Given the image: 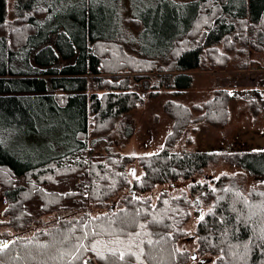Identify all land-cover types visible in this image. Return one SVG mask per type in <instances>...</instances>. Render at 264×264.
<instances>
[{
    "label": "trees",
    "instance_id": "16d2710c",
    "mask_svg": "<svg viewBox=\"0 0 264 264\" xmlns=\"http://www.w3.org/2000/svg\"><path fill=\"white\" fill-rule=\"evenodd\" d=\"M81 1L80 20L54 23L51 0H0V131L10 121L27 131V122L50 114L79 122L73 146L46 160L19 162L0 152L7 202L0 239H10L0 261L191 264L178 245L193 219L188 238L196 239V254L215 258L214 264H264V190L249 187L256 177L246 174L264 173L256 167L264 151L171 152L194 121L191 109L168 101L172 130L160 151L132 157L107 147L96 153L113 126L139 107V89L185 90L192 82L187 71L224 70L232 58L264 52V0H166L169 11L145 19L154 43L139 49L113 18L93 17L91 0ZM124 23L139 29L138 20ZM52 34L57 39L48 44ZM234 99L235 92L217 91L198 108L204 111L199 120L223 128ZM136 161L140 176L127 172ZM218 163L237 171L196 181ZM15 179L23 182L10 184ZM176 189L182 191L173 196Z\"/></svg>",
    "mask_w": 264,
    "mask_h": 264
},
{
    "label": "rangeland",
    "instance_id": "374dc122",
    "mask_svg": "<svg viewBox=\"0 0 264 264\" xmlns=\"http://www.w3.org/2000/svg\"><path fill=\"white\" fill-rule=\"evenodd\" d=\"M91 3L89 11L91 14L93 11V17L103 15L113 18L115 29L120 27L122 28L121 33L124 32L126 36H131L132 44L136 49L137 46L139 49L140 45L154 43V38L150 36L152 31L145 24V19L149 14L155 12V17L169 11V7L165 6L168 3L166 0H91ZM51 4L53 5L54 23L61 22L63 17L80 20L81 0H51ZM109 10L112 13L108 14ZM125 19L138 20L139 29L135 24L134 26L125 24ZM97 24L96 27L100 28V22ZM103 27L107 29V24L101 26L102 29ZM151 27L154 28L152 25ZM156 27L157 29L162 28L161 21L157 23ZM72 28L74 29L73 24ZM72 28L69 27L74 32ZM145 32L148 34L147 36L144 34ZM56 39L57 36L52 34L47 43H54ZM219 49L223 50L222 47ZM114 50L110 51L112 53L119 52ZM244 65H247L246 71H240ZM191 74L193 76L192 85L184 91L180 100L168 90L161 89L156 94L149 90L137 89L138 93L143 95V101L139 107L122 118L121 122L113 126L114 128L106 137V144H100L96 153H107L105 149L107 147L113 154L132 157L147 156L160 151L172 130V121L164 110L168 101L182 102V106L193 111L191 117L194 121L192 125L185 128L183 134L170 148L171 152L190 153L217 150L236 152L238 149L264 151V52H251L250 56L239 59L232 58L224 70L219 68L205 69L204 71L193 70ZM219 90L235 92V99L228 104V121L223 128H216L199 120L204 111H198V108L211 101ZM255 90L259 95L254 93ZM88 117L90 130L91 118ZM10 122L12 124H6L0 131L1 154L14 161L32 164L70 149V146H73L71 144H74L72 138L74 129L79 125V122L74 118L51 114L46 117H36V119L27 122L25 124L27 131L13 125L14 121ZM256 167L258 170L264 168V162L257 164ZM131 171L138 176L142 174L137 161L127 167V172ZM235 171L237 169L228 164L218 163L206 168L203 174L195 179L197 182H203L204 178L212 180V178L216 179L221 175L232 174ZM247 171L249 170H246V174L256 177L249 179L248 186L264 190V173L251 175ZM21 181L15 179L10 184H18ZM2 189L3 185L0 183V216L7 204L1 193ZM67 190L74 189L68 187ZM181 191L182 189H176L172 191V195H179ZM207 209L205 207L203 212L205 213ZM190 213L192 218L193 209ZM196 223L197 221L191 219L184 227L186 238L180 241L178 249L187 252L190 259L193 254L196 255V259L192 260L191 264H214L215 258L196 254V239L188 238L193 235Z\"/></svg>",
    "mask_w": 264,
    "mask_h": 264
},
{
    "label": "water",
    "instance_id": "95a60500",
    "mask_svg": "<svg viewBox=\"0 0 264 264\" xmlns=\"http://www.w3.org/2000/svg\"><path fill=\"white\" fill-rule=\"evenodd\" d=\"M130 193L132 194L133 197L135 196V194L132 191ZM195 202H197L198 206H201V204L197 201V199L193 202V204ZM2 242H7L9 244L10 243V239H7V238L0 239V243H2ZM195 259H196V255L193 254L191 256V260H195ZM85 264H95V263H94V261L92 259H87V260H85Z\"/></svg>",
    "mask_w": 264,
    "mask_h": 264
},
{
    "label": "crops",
    "instance_id": "0c3cea01",
    "mask_svg": "<svg viewBox=\"0 0 264 264\" xmlns=\"http://www.w3.org/2000/svg\"><path fill=\"white\" fill-rule=\"evenodd\" d=\"M257 65V64H256ZM196 70V69H195ZM191 72H193V70H190V71H187L186 72V74H188L189 76H191L192 77V82H193V76H192V74H191ZM192 82H191V85H192ZM191 85H190V87H191ZM189 87V88H190ZM189 88H187V89H185V90H175V89H171V90H169V93H177V98H178V100H180L181 99V97L184 95V91H186V90H188ZM179 103V102H178ZM182 103V102H181ZM217 151H219V150H217Z\"/></svg>",
    "mask_w": 264,
    "mask_h": 264
},
{
    "label": "snow or ice",
    "instance_id": "6c2138e0",
    "mask_svg": "<svg viewBox=\"0 0 264 264\" xmlns=\"http://www.w3.org/2000/svg\"><path fill=\"white\" fill-rule=\"evenodd\" d=\"M8 246V243L7 242H2L0 243V251H2L3 248H6ZM114 255V253H113ZM124 258V254L122 253L121 256H120V259H123ZM0 264H3L2 261H0Z\"/></svg>",
    "mask_w": 264,
    "mask_h": 264
}]
</instances>
